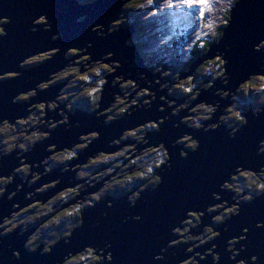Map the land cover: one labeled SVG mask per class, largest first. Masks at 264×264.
I'll return each instance as SVG.
<instances>
[{"label":"water","instance_id":"95a60500","mask_svg":"<svg viewBox=\"0 0 264 264\" xmlns=\"http://www.w3.org/2000/svg\"><path fill=\"white\" fill-rule=\"evenodd\" d=\"M130 1L95 0L81 4L76 0H0V19L8 20L5 25H0V76L21 73L0 81V124L23 117L29 105L42 101L46 91L38 93V98L30 102L18 103L16 99L36 89L39 83H48L52 79H46L48 76L70 65L69 56L65 59V55L78 50L82 53L87 51V47L97 63L101 56L112 54L107 60L119 63L121 70L107 78L111 81L120 74L118 79L103 87L99 109L84 119L85 122L89 121L90 129H94L93 134H99L85 154H117L114 137L149 126L152 121L162 122L165 116L168 117V121L158 124V130L145 134L143 141H147V144L141 146V149H146L163 145L167 152L166 163L157 171L159 182L154 189L144 190L134 205H131L133 198L127 199L126 196L108 197L99 204L95 203L94 207L81 213L80 226L72 228L67 239H60L49 247L51 253L43 252L41 245L36 250L26 249V243L37 227L5 234L0 237V264H63L91 253L97 264H214L215 258L208 257V249L192 254H188L191 246L174 249L188 213H208L217 196H221L223 205L235 203V197L222 192L225 183L231 182L229 177L236 172L264 171V152L261 150L264 143V105L256 112L248 110L243 113L245 120L235 132L218 122L225 108L232 105L231 97L237 94L236 90L241 84L256 76L264 77V47L258 49L264 42V0H237L230 9L229 21L222 29V36L189 68L190 72H194L204 62L220 58L223 77L228 83L222 87L225 79L217 80L212 86H216L214 90L212 87L204 91L196 89L200 94L193 106L204 102L216 108L210 121L203 123V128L195 130L180 124L181 118L192 116L186 114L191 105L186 110L180 109L177 116L169 115L183 101L165 108L166 104L158 101L160 96L167 97L169 101L177 100L168 98L167 90L156 92L163 84H153V78L161 80L159 75L151 76L141 65L143 61L137 47L127 43L124 45L127 39L133 37L134 28L126 27L112 33L111 23L121 18L122 7ZM40 16L50 21L49 29L43 28L46 24L36 23ZM97 26L102 27V31L96 29ZM98 30L104 36L97 37ZM54 49L59 51L45 63L26 70L19 67L24 59ZM132 77L136 85H140L136 91L143 88L155 93L154 101L149 103L151 107L147 110L134 107L136 111L130 108L129 113L110 124L105 123L104 115L95 117L96 113L108 109L116 94H120L117 85ZM147 82L153 87H146ZM217 90L230 94L224 100L212 95ZM136 91L127 98L130 100ZM214 100L220 105L216 106ZM159 107L164 108L163 112L156 111ZM210 124L217 125L216 129L205 131V126ZM77 130L78 124L74 123L70 127L69 137L60 135L57 141L69 145L77 136ZM189 135L197 140L195 150H184L186 148L177 144V139ZM40 154L39 145H36L25 155V158H31L16 157V151L0 158V179L13 176L0 198V226L16 214L12 210H17L11 206L18 204L22 209L31 203L44 202V197L28 200L26 196L39 188L45 178L35 188L22 183L24 189L8 198V194L14 191L11 185L15 186L16 180L20 182L14 175L15 169L21 165L19 160H26L22 165L27 163L38 167V161L43 156L36 159L33 156ZM65 180L61 181L60 191L74 186V183ZM59 188L45 194V200L56 195ZM253 199L240 204V215H230L221 226H211V215L202 218V226L195 234L208 231L220 234L215 246L218 254L223 253V256L217 264H264V192ZM24 202L29 203L24 206ZM244 239L246 243L238 249L241 263H236L228 245Z\"/></svg>","mask_w":264,"mask_h":264},{"label":"rangeland","instance_id":"374dc122","mask_svg":"<svg viewBox=\"0 0 264 264\" xmlns=\"http://www.w3.org/2000/svg\"><path fill=\"white\" fill-rule=\"evenodd\" d=\"M76 1L80 2L81 4L86 3L85 2L86 0H76ZM147 1L148 0H145V2H143V3L141 2L140 3L141 6L139 7L140 10L141 9H145V14L143 16L144 18H148L150 16H153L155 12H161L162 10H166L167 11L170 8L168 6L169 0H152V2H147ZM88 2H90V1H87V3ZM173 2L177 3V7L176 8H178L180 6L179 0H176V1L173 0ZM210 3L212 5L211 11L206 12V14L203 17L201 16L200 11L198 9H195V8H191L190 9V8L186 7L187 9H185V11H184V8H181L178 11V13H177L178 16H176V17H174V14L176 12L173 13V14L168 12V15H172V16H168L167 15V18H168L167 19L168 23L166 25L167 27L165 28V32L163 33V35L159 37V40H161V41H169L170 40L172 43H174V47H176V51H175L176 52V56H177V54H179V52L181 50L184 49L185 46H187V45L191 46L192 45L191 41H193L194 37L204 36L203 40L208 39L209 41H212L214 39L215 35H216V29L219 28L220 25H224V24L227 23L225 21V15H226L225 13L228 10L230 11V9L234 6V4H233V0H210ZM153 7H157L158 9L155 12H153V9H152ZM122 8H124V6ZM176 8H170V9L172 11H174ZM184 12H188L187 13L188 15L186 16L188 19L183 21V19H182L183 15L182 14ZM37 19H39V18H37ZM204 19H206V20H204ZM43 20L45 21L43 23V25H45L47 23L46 26L43 27V28L48 29L49 28L48 25L50 24V21L48 22V20L45 19V16H43V17L41 16L40 19L36 23L42 24ZM121 20H124V18L121 17L117 22L115 21V22L111 23L110 27H111L112 33H113V31L117 32L119 29H124V30L127 29L126 27L121 26V22H120ZM179 20L182 21V22H180ZM77 21H79V19H77ZM7 22H8V20H6V18H3V19H1L0 24L4 25ZM184 22H186L188 24L186 29H185ZM144 23H148L149 24V21L145 20ZM96 29H103V28L100 27V26H97ZM96 29L94 28L93 30L95 31ZM148 29H151V24H149ZM160 30H163V28H160ZM183 30H187V31H186V33H184V36L183 35L181 36V38H182L181 39L179 34H181ZM188 30H191L190 31V35H192V37H190L188 35L189 34ZM1 34H2V30H0V35ZM97 35H98L97 37H102V36H104V33L103 34L99 33V30H98L97 31ZM136 35H137V33H136ZM131 39H132V37L127 39V41L124 43V45H126V43L131 45L130 44L132 42ZM147 43H148L147 44V49L146 50L144 49L143 50L144 52H146V53L153 52L154 53L155 50L158 49L159 52L162 53L161 50L159 49L158 45H157L158 42L155 43V44L153 43V45H152V44H149V43H151V41H150V39H148ZM262 47H264V42H262L260 44L258 49H262ZM136 50L138 51L139 57H144V53L141 52L140 48L137 47ZM58 51L59 50H55V49L54 50H50V52H52V54L49 53V51H48V53L51 54L49 57L47 55L48 54L47 51H45V52H42L40 54H37V55H40V56L36 55V57L32 56L30 58H26L19 64V67L24 69V70H26V69L30 68V66L39 65L38 64V62H40L39 60H41V61H43V63H45L48 59H51L53 57V55H55ZM172 51H174V50L172 49ZM45 53H47V54L43 58L41 55L44 56ZM111 55L112 54H107V55H104V57L109 59L110 57H112ZM69 57H71L72 60H71L70 65H69L70 69L68 70V72L69 73L70 72L71 73H73V72L75 73L76 72L75 68H74V67H76L75 61L79 60V63H81L80 60L84 59L85 57L81 56L82 58H77V56L73 57L72 54H70ZM33 58H35V60H36L35 62L30 61ZM159 58H160V56H156L155 60L158 61ZM184 60H185V57H183V59L181 61L182 64H184L183 63ZM83 63H84V65L82 67L85 68V69L88 68V70L91 71L89 63H87L85 61ZM141 65H142V63H141ZM174 66L175 67H179L180 65H179V63H176V64H174ZM211 66H213V65H211ZM118 67H121V65L116 62V68L117 69L114 70V72L112 73L113 75L116 74V73H119V70H121V68H118ZM143 67H144V65H143ZM212 68H210V69H212ZM145 70L147 72H150L151 76H154L155 74H157V71H158L157 68L154 67V65H153V68H151V70H148L146 68H145ZM20 74L21 73H9V74H7V75H5L3 77L0 76V81L11 79L13 77L19 76ZM213 76H215V75H213ZM119 77H120V74L118 76H116L114 78V80L118 79ZM158 78L161 79V80H158V79L155 80V78H153V84L156 85V86L160 85L162 82H163V84L160 85L158 87V89H156V92L162 91V90H165V91L167 90L166 91V96H168V98L177 100L176 102L169 101V100H166L167 97L164 98V96H160L158 101H161V102L163 101V103L166 104L165 108H170L172 106H175V105L179 104L178 100H180V99L188 98L185 95H183L184 93L182 91V86L184 85V83L183 82H180V83L174 82L176 84L172 83L171 79L173 77L170 75V73L168 71L162 70L161 71V76L159 75ZM225 78L226 77H223L220 80L223 81ZM114 80H111V81H110V79L107 80V82L104 84V86H106V84L108 82L111 83ZM128 81H130V80H127V81L125 80L124 82H121L120 84L117 85V90L120 93L121 97L118 94V97H119L120 100H119V102H117V103H115L113 105L120 104L124 100V98H126L127 100H124V101H127V104H130L132 107L135 106V105H138L137 106L138 109H141V107H144L145 110L149 109L151 107L150 104L147 107L139 105L138 103L133 105L132 102H131V98H130V100L127 98L128 96L133 94L134 91H136V89H138V87H140V85H136L135 86L136 89L133 90L132 88H130V86L126 85ZM204 81L207 82V83L204 84ZM225 81L226 80H224L221 83L222 87H224L225 85L228 84ZM208 83L210 84L209 81H206L203 78L202 79L199 78L198 80H195L194 85L192 86L193 90H195V91L194 92L192 91V93L197 94V96H198L200 94V91H197V90H199V89L200 90L203 89V91L204 90H208L210 87L213 86V84H212L210 87H208L207 86ZM153 84L150 85V82H147L145 86L147 87V86L150 85V87H153ZM250 85H252V86H250ZM120 86H125L124 87L125 89H123L124 92L122 90H120V88H122ZM205 86H207V88H204ZM255 86H256V88H255ZM127 88H128V90H127ZM179 88L181 90H179ZM215 88H216V86L212 87V90H214ZM262 88L264 89V77H261V76L253 77L250 81H247V82L241 84L238 87V89L236 90L237 94L235 93L233 98L231 97V100L229 99L230 101L233 102L232 105L230 107H228V108H225V114H222V116H219V118H218L219 121H218V119H217V121L219 123H221L222 125H225L228 129H232L233 130L232 132H235L236 129L240 125H242L244 120H245L244 117H243V113H245L248 110H252V112H256L258 110L257 103H258V100L261 102V98H262L261 89ZM103 90H104V88H102V91ZM212 90L210 92H212ZM45 91H47V90H45ZM45 91H43V92H45ZM60 92L63 93L65 91H62V89H61ZM174 93H176L177 95H174ZM228 93L229 92H223V91L217 90L216 92L212 93V95H218L221 98H223L224 100H226V96H227ZM154 94L155 93L150 92L149 90H146V89L142 88V89H139L138 91H136V93L134 95H132V97H135L137 95L139 97V99H142L144 102L151 103L155 99ZM116 96H117V94H116ZM147 96L150 97V99H146ZM33 97L37 98L38 97V93H35ZM196 97H194V99H196ZM192 98L193 97H190V99H188V101L190 102V100ZM213 102L216 103L215 100ZM218 104L220 105V103H216L215 105L218 106ZM111 105L112 104H110V106ZM190 105H189L188 102H187V104L184 103V105L181 104V105L176 107L175 111H173V114L171 113L172 110L168 114L172 115V116H177V114H179V112H180V109L181 110H186V108H188ZM212 105L213 104H211L209 106H206V107L210 108L208 110H212L213 109L212 110V113H213V111L215 110L216 107H212ZM32 106H34V105H32ZM32 106L31 105L28 106V108L26 110V114L28 112L30 113V111L32 109ZM123 106H124L123 110L122 109H118V108H114V107H112L110 109V112L108 110H106L103 113V115H105V113L108 111V116L105 118V123L107 124V123H113L114 121H118L119 120V118H118L119 115L117 117H116V115L118 114L117 112L120 111V110L124 111L127 108V110L130 111L131 107H129L126 104H124ZM201 107L202 106H198L197 105V106L193 107L192 109L188 110L191 113H193V112L197 113L194 118L192 116H189V117L186 118V119H188L187 124L189 125V128L192 129V130L203 128V126H204L203 123L209 122L210 119L212 118V115H210V111H208V110L205 113H198V110H200ZM133 109H134V111H136L135 108H133ZM163 110H164L163 107H159V108H157L156 111L157 112H163ZM216 110H218V108ZM206 113H209V115H206ZM99 116L100 115L97 114V116H95V117H99ZM111 119H116V120H111ZM182 120L183 119H181V121ZM166 121H168V117L167 116H165L163 121L160 122V123L162 124V123H164ZM197 121H199V123H200L199 126H197V124H199ZM146 127H143V128L137 129V130L139 132L141 130H145L146 131L145 133H152L153 132L150 129V127H148V129H146ZM216 127H217V125H212V124H210L208 126L206 125L205 126V131H207L209 129H216ZM158 128H159V126L157 127V130H158ZM127 134H129V132H127ZM125 135H126V133H125ZM125 135L121 134L120 136L114 137L115 138L114 140H115V146H116L117 154H115V153H107V154H109V156L110 155L113 156L114 157L113 159L115 160V159H118V157L121 156V155H119V153L122 152V150H124V149H131L132 150L131 151L132 154L131 155H127V158L125 157V159H126V162H125L126 164L125 165H119L120 162H118L117 166L119 167V169H117V171L115 170L116 171L115 174L117 172L119 174L120 171L125 170L131 164V162H133V161H135L137 159L139 160V158L143 154H147V155H143V157L145 158L147 163L151 164L154 161L160 162L162 160L165 162L166 150L163 147V145L159 146V147H156V148H159L160 150L156 151L155 147H153L154 149L146 148L148 150L147 152H145L143 154H140V155H136L138 148L140 146H143V145L147 144V141L144 142V143H143V141H140L139 144L126 142L127 144L123 145L125 142L122 141V140H127L128 141V136L124 137ZM97 139H98V137H97ZM129 141H133V140L129 139ZM141 144H143V145H141ZM177 144L181 145L182 147H184V148H186L188 150H195L196 147H197V140L195 139L194 136H192V135L190 136L189 135V136H187L185 138L177 139ZM89 146H87L86 150L89 148ZM77 147H79V146H77ZM191 148H194V149H191ZM86 150L84 151V153H86ZM261 150H262V152H264V143L262 145V149ZM102 153L103 152H99L98 154H102ZM1 157H3V156L1 155L0 158ZM16 157H20L21 158L20 155L16 156ZM90 157L91 156H89V158ZM109 159L112 161V158H108V160ZM20 161H22V160H19V163H20ZM24 162H26V161L23 160V163ZM42 164H43V162H42ZM17 168L15 169V172L17 171ZM46 175H48V174H43L42 173L41 175H39V178H33L32 179L33 183H32V185L29 188H35L36 184L39 183L41 181V179L44 176H46ZM57 176H58V178L54 179L53 181L46 182L45 184H43L42 187H48L49 189L46 188V189H44L42 191L40 190V188L36 189L34 193L27 194L26 199L30 200V198L35 193H40V194H44L45 195L49 191L51 192L53 190H56L55 188L56 187L59 188V185H61L62 179L63 180L67 179V181L69 183H74L75 182V179H74L75 176L73 174L72 175L63 174V176H61V175H57ZM10 177H13V176L10 175ZM112 177H114V174L110 178H112ZM5 178L6 177L0 179V187H1L0 188V198L5 193V189L2 186L3 183L1 182L2 179H5ZM110 178L107 180L108 184H107V186L104 187V190L103 189H99L97 192H92L91 194L84 195L83 198H82V196L85 193V191H87L90 187H94L95 186V182H94V180H92V178H90L91 182H93L90 185L88 179H81V178L80 179H76V181H77L76 185L80 188L81 193H79L74 198V201L79 203V204H84L85 205L84 212L88 210V206L89 205L94 204V206H95V203L99 204L100 203V201H98L99 197L101 195H102V197H104V194H106L107 191L109 193H111V194H116V193H119V192H123V194H124V193H126V192H128L130 190V189H125L122 186L123 183H121V181L118 182V181H115V179L114 180H110ZM229 179H231V180H229L231 182L230 183L229 182L225 183V185L223 186V191L226 192V194H229V195L235 197L236 202L235 203H230V204H225V205H223V202H221V203H216L215 202V204L213 205L211 211H208V214L211 215V217H212L211 226H221L222 222H224L225 219L229 218L230 215H236L237 216L240 213V211H239L240 204L249 202V201H251L253 199L252 198L253 196H259L260 194H262L264 192V171L236 172L235 174L231 175L229 177ZM140 184H144V183H140ZM156 185H153L151 188L154 189L153 187H155ZM135 187H137V189H135L134 192H131V194L127 195L128 199L129 198H133L132 203L139 197V195L142 193V191L146 190V189H144V187H142L144 189L143 190L140 186H138V181H136L134 183V187L133 188H135ZM66 189L67 188H65V190ZM244 190H246L245 193H244ZM46 196L47 195L44 196V200L46 199L45 198ZM218 198H220V197L217 196L216 199H218ZM51 199H53V198H51ZM51 199H50V201H51ZM62 200L63 199H59V200L58 199H54L50 203H51V205L57 207L60 204H62L63 202L67 201V199H65L63 201ZM96 201H98L99 203H97ZM28 203L29 202H27V203L24 202V206H26ZM33 204L34 203H31V204H29V206H31ZM29 206L23 207L22 209H20V212H22L23 209L28 208ZM94 206L92 205L90 208H92ZM218 206H221V209H220L221 211H219V212H218ZM15 207H19V205L15 204ZM53 210H55V209H53ZM48 213H49L48 212V207H43V208L37 210L36 212H34L32 214L23 213L22 214L23 216H21L19 214H16V215L13 214L14 218L12 220H9L7 222L1 223L0 228L3 229V230L0 231V237L4 236L5 234H8V233H10V232H12L14 230H18L20 227L22 228V230H24L27 227H28V229H31V227H29V225L33 221L40 220L41 217L47 215ZM70 214H72V213H70ZM188 215H190V216L184 222L183 228H182V230H181V232L179 234V237H178L177 242H176V244L174 246V249L191 246L188 254L199 252V251H201L200 249H203V250L208 249V256L213 255V258H215L214 264L217 263L220 260V255L218 254V252H215V249H217V247L215 245H212V242L217 238V236L219 237L220 234L217 231L199 232V233L195 234L200 229V227L202 226V223H203L202 218L205 217V214H203L202 212H198V213H188ZM35 218H37V219H35ZM51 218H53L54 222H57V223H53V222H48L47 221L46 223L42 224L44 226L41 225L40 228L35 226V227H37V229L30 236L29 240L27 241L26 249L36 250V248L41 245V246H43V248H42L43 252L51 253V251L49 250L50 246L55 245V243L58 240H60V239H62V240L67 239L68 235H70V230L72 228H77V227L80 226V223H78L75 226H73L74 222H73V220H69L70 217H69V215H67V210L63 211V209H62V210L58 211L57 213H55ZM51 218H49V219H51ZM244 240H241V241H244ZM238 242H240V241H238ZM210 245H212V246H210ZM228 246H229V249H230L234 259H236L238 257V255H239L238 247L237 246L234 247L233 244H229ZM14 255L18 257L17 253H14ZM95 263H96V260H95V258L93 256V254L91 253V254H88V255H85V256H82V257H78V258L66 261L63 264H95Z\"/></svg>","mask_w":264,"mask_h":264},{"label":"flooded vegetation","instance_id":"af4514ba","mask_svg":"<svg viewBox=\"0 0 264 264\" xmlns=\"http://www.w3.org/2000/svg\"><path fill=\"white\" fill-rule=\"evenodd\" d=\"M174 1H176V0H174ZM184 20H187V19L185 18ZM44 22L45 21L43 20L42 24ZM0 25H2V24H0ZM50 25H51V23L48 25L49 28H50ZM184 25H185V29H186L188 24H186L184 22ZM0 30H1V28H0ZM101 30L102 29H100V31ZM186 31L187 30H183L182 33L179 34L180 38L182 35L184 36V33H186ZM136 33H137L138 37L140 38L141 37L140 32L137 30ZM134 36H133V38H134ZM86 50L87 51H82L83 54L78 52L79 51L78 50V51H72V52L68 53L67 55H65V59H68V56H70V54H72L73 57L77 56V58H82L81 54L84 55L85 58L83 57L84 59L80 60L81 63H79V60L75 61V64H76V67H74L75 71H76L75 73L74 72L69 73L68 72V70L70 69L68 67L69 65H65V67L62 70H60L61 72L57 71V74H55L53 76L50 75L51 77L48 76L46 78V79L52 78L49 80L48 83L43 84V85L39 83L38 87H35L36 89L20 95L16 99L17 100L16 102H18V103L30 102L31 100H33V98H34L33 96L35 93H40V92L47 90L43 95L42 101H38L36 103H33L32 105H34V106L31 105L32 109H31L30 113L28 112L26 115H23V117L15 120L13 122L7 121L5 123L0 124V156L1 155L6 156V155L10 154L11 152L16 151L17 156L20 155V156L24 157V159L31 158L32 156H27L25 158V155L28 152H30L32 150V148L36 145H39L41 154L39 156L35 155L33 157L34 158L35 157L40 158L41 156H43V158H40V160L38 161L39 162L38 167L35 166L34 164H27V163L22 165L23 160L20 161L21 165H20V167L17 168V171L14 173V175H16V178H19L20 182H18V180H16V184H15L16 189H15L14 185H11L13 187L14 191H12L11 193L8 194V196H9L8 198H11L16 191L20 192L21 188L24 189V187H22V183L25 182L26 187H30L33 183L32 179L33 178H39V175H41L42 173L48 174V175L44 176L43 178H45V179L41 181L42 185L39 187L41 191L46 189V188L49 189L48 187H42L43 184H45L48 181H53L54 179L58 178L57 175L63 176V174H70V175L73 174L75 176V178L73 177L75 179V182H74V186L72 188H67L68 190L66 189V190H62V191H60V188H59V190L57 191V194L54 195L53 197H51L53 199L50 198L51 201L54 199H58V200L59 199H63V200L67 199L66 202H63L62 204H60L59 206L56 207V206L51 205L50 199L47 201L44 200V202L34 203L33 205L29 206L28 208L23 209L22 212H20L21 208L15 207V205L13 204L14 206H11V207L13 209L15 208L17 211H15V210H12V211H14L16 214L23 216L22 215L23 213L29 214L33 210H35V209L39 210L43 207H48L49 213L53 209H58V210L63 209V211L67 210V214L70 217L69 220H73V222H74L73 226H75L76 224L80 223V220H79V222H77L78 217L76 218V214H77L76 210H80V214H81L85 209L84 204H79V203L74 201V198L79 193H81L80 188L76 185L77 184L76 179H80V178L81 179H88L90 185H91V183H93V182H91L90 178H92V180H94V182H95L94 187H90L87 191H85V193L82 196V198H83L84 195L91 194L92 192H97L99 189L104 190V187L107 186V184H108L107 180L110 178V176L108 174V170L110 168V166L107 165L108 162H110L111 165H113V161L114 162H121L120 158H119V160H117V159L114 160L113 159L114 157L111 155H110L111 156L110 157L109 154H107V153H102V154L96 153V154L92 155L90 158H89V156L91 154L89 155V154L84 153L87 146H89L91 143H93L99 135L98 132L93 134L94 129H90L89 121L85 122L84 119H87V117L89 115H91L92 112L99 109L98 104H99V99H100V95L102 92V88L104 87V84L107 82V78L110 75H113L112 73L114 72L115 69H117L116 68V62L112 63L111 61L107 60L108 58L101 56L98 59L100 61H98V63H97V60L95 58L93 60V55L92 56L90 55V54H92V51L90 49H88V47L86 48ZM88 51H90L91 53H88ZM47 53H45L44 56L43 55H41V56L44 58ZM49 53L52 54V52H50V51H49ZM49 53L47 54L48 57L51 55ZM37 56H40V55H37ZM193 56H194V53L192 52V46H191V48L187 54V60H188V58L193 57ZM33 59H31L30 61L35 62L36 61L35 58H33ZM140 59H141V57H140ZM71 60H72V58L69 57V61H71ZM39 61H40V62H38L39 65L41 63H43V61H41V60H39ZM84 61L89 63L91 71H89L88 68L85 69L82 67L84 65V63H83ZM163 64L164 65H162V68L157 71V74L161 76L162 70L168 71L170 73V75L173 77L171 79L172 83H174V82L180 83V82H183L185 80H189L191 82L190 84H192V85H189L191 87L194 85L195 80H198L199 78L204 79L203 74L201 72H198L199 67L194 72H190L189 69L187 71H185V70H182V67L178 68V67L173 66L170 63H163ZM142 65H144L143 62H142ZM35 66H38V65L30 66V68L35 67ZM144 67H146V69H148V70H151V68H153V66L149 67L146 65H144ZM30 68H28V69H30ZM176 77H178V78L181 77V79L182 78H184V79L176 81ZM55 78H56V80H55ZM128 80H130V81H128L126 85L130 86V88L135 90L136 89L135 78L132 77V79H128ZM205 80L210 82L211 78H208ZM133 82H134V84H133ZM207 86H205L204 88H207ZM120 87H122V88H120V90H122V91H123V89H125L124 88L125 86H120ZM61 89H62V91H65V92L61 93L60 92ZM127 90H128V88H127ZM174 95H177V94L174 93ZM196 96H197V94L192 93V97H196ZM188 99H190V97H188L186 101H185V98H183V99L178 100V102L183 101V105H184V103L187 104V102H188L189 104H191L190 109H192L193 107H195V106H193L195 100H192V102L190 103L188 101ZM119 100L120 99H119L118 95L115 96L114 102L112 103L110 108H108L106 110H108L110 112V109L112 107L123 110L124 104L131 107V109L138 106V105L137 106L135 105L136 103H140L142 106H146V105L149 106L148 102H144L142 99H139V97L137 95L135 97H131V102L133 105H135L133 107L130 104H127V101H124V100H127L126 98H124V100L120 104L113 105V104L119 102ZM198 106L206 107L207 105H205L204 102H201ZM175 109L176 108H174L171 111L172 114H173V111H175ZM106 110L101 111L99 113H96L95 116H97V114H99L100 116H103V113ZM122 110L117 112L118 114L116 115V117L119 115L118 118H121L125 113H129L131 111V110L128 111L127 108L124 111H122ZM108 111L105 113V115L103 117L106 118L108 116ZM186 114H191L192 117H195L194 113H190L189 111H187ZM222 114H225V112ZM206 115H209V113H206ZM186 118L187 117L181 118V119H183L181 121V123L183 125H185V128L189 129V125L187 124L188 119H186ZM111 120H116V119H111ZM74 123L78 124L79 130H77V136H75L71 140L69 145H64L63 143L60 144L59 143L60 141H57L58 137L60 135H63V137H69L68 135H69V133H71L70 127L73 126ZM159 123H160L159 120L157 122L152 121L150 126H147L146 129H148V127H150V129L152 131H156ZM107 124H110V123H107ZM4 126H8L9 128L5 129ZM81 129H85V130L80 132ZM138 129H139V127H138ZM134 131H137V128L130 131L129 134L134 132ZM145 132H146L145 130H141L140 132L137 131L136 135H128L127 133L125 135V133H124V135H125L124 137L128 136V141L122 140L125 142L123 145L127 144L126 142L139 144L140 141H143V138L146 134ZM53 133H55V137H53ZM183 138H185V137H183ZM129 139H131L133 141H129ZM144 142H146V141H143V143ZM76 144L79 147H76L75 146ZM141 145H143V144H141ZM182 148L184 149V147H182ZM114 149H116V148H114ZM151 149H154V148L151 147ZM191 149H194V148H191ZM155 150L157 151L160 149L156 148ZM184 150H187V149H184ZM147 151L148 150L145 148L141 149V146H140L137 150L136 155L143 154ZM143 155H147V154H143ZM183 156H185V154H183ZM165 157H166V160H165V162H166L167 161V152L165 153ZM108 158H112L113 161H111V160L108 161ZM76 161H77V163H76ZM41 162H43V164ZM165 162H162L160 167ZM124 164H126V163L124 162ZM158 169H157V171H158ZM32 170H34V171H32ZM37 170H40V172ZM155 176H157V172H156ZM157 178H158V176H157ZM110 180H113V177L110 178ZM158 180H159V178H158ZM1 182L3 183L2 186L5 189L7 187V185L12 182V177L2 179ZM140 183H144V184H140ZM153 185H155V184L149 182L146 179L138 181V186H140V187L142 186V187H144V189H149ZM36 186H37V184H36ZM155 187H153V188H155ZM39 188H37V189H39ZM55 189L57 190V187ZM135 189H137V187L134 189H130L128 192H126L124 194L119 192L116 195L111 194L107 191V193L104 194V197H102V195L99 197L98 201H103L104 199H107L108 197L119 198L122 196H127V195L131 194V192H134ZM35 190L32 193H34ZM75 190L77 192H75ZM27 194H30V193L28 192ZM44 196H45L44 194L35 193L30 198V200L40 199V198H43ZM254 197H257V196H253L252 198H254ZM219 199L220 198H218V200ZM218 200L216 199L215 202H217ZM98 201H96V202L99 203ZM92 205L94 206V204H92ZM92 205H89L88 209ZM220 209H221V206H218V212L221 211ZM70 213H72V214H70ZM13 216L10 219H6L5 222L12 220L14 218ZM19 229L21 232L23 231L21 227ZM1 230H3V229L0 228V231ZM240 242H236L237 243L236 246L241 249ZM200 250L203 251V249H200ZM208 257L213 258V255H210Z\"/></svg>","mask_w":264,"mask_h":264},{"label":"trees","instance_id":"16d2710c","mask_svg":"<svg viewBox=\"0 0 264 264\" xmlns=\"http://www.w3.org/2000/svg\"><path fill=\"white\" fill-rule=\"evenodd\" d=\"M87 1L93 2L95 0H86L85 2H87ZM236 1L237 0H233V4H235ZM141 2L143 3V2H145V0H132V1H130L124 5V8H123V11L121 14V17H123L124 20L121 21V26L134 28V30H135L134 35L135 36L133 35L134 38L131 39L132 40V42L130 43L131 46H133V47L135 46V47L140 48L141 52L144 53V57H141V60L143 61L144 65L149 66V67L154 65V67H156L157 70L162 68V65H164L163 63L169 62L173 66H174V64L179 63L180 66L178 68L182 67V70L187 71L191 67L192 63L195 62L197 59H199L210 48L211 44H213L215 41L219 40V38L222 36V29L227 25V23L229 21L230 11L228 10L225 13L226 14L225 15V21L227 23L225 22L226 24L220 25V27L216 29V35L212 41H209L208 39L203 40L204 36H199V38L195 39V41L193 42V45L195 44L194 46H192V52L194 53L193 57H190L187 60V56H186L185 60L183 62L184 64H182V62H181L182 61L181 57H178L177 62H172V60H171L172 58L169 54H162L159 52L158 49H156L154 53L153 52L146 53L143 51L145 49V47H147V44H148L147 43L148 42L147 36H148L149 24L141 21L142 18L140 17L139 12H138L139 7L141 6L140 5ZM147 2H152V0H148ZM204 20H206V19H204ZM137 30L140 32V35H141L140 38L138 37V35L135 34ZM158 36H160V35H158ZM165 44L166 43H164L162 45V47H165ZM189 48H191V46ZM156 56H160L158 61L155 60ZM211 65H213V66H211ZM210 68H212V69H210ZM198 72H201L203 74L204 79L211 78L210 84H208V86L210 87L215 81L223 78V73H224L223 62L221 61L220 58H216V59L211 60V61H206L199 66ZM211 73L215 76H213ZM177 80H181V77H179V78L176 77V81ZM183 83H184V85L182 86V91L184 93L183 95H185L186 97H192L191 92L193 89H192V86L191 87L189 86V85H192V84H190L191 82L189 80H185V81H183ZM133 84H134V82H133ZM250 86H252V85H250ZM255 88H256V86H255ZM189 89H190V91H189ZM179 90H181V89L179 88ZM261 96H262L261 102L258 100V103H257L258 110L260 107H262L264 105V89L263 88L261 89ZM192 100H195L194 97L190 100V103L192 102ZM99 101H100V99H99ZM202 107L200 108V110H198V113H205L208 109H210V108H206V107L202 108ZM208 111H210V115H212V110H208ZM193 113H194V115L197 114L195 112H193ZM197 122L199 123V121H197ZM199 125H200V123L197 124V126H199ZM137 131H134L128 135H136ZM131 151H132L131 149H124V150H122V152L119 153V155H121L117 159V160H119V158H120V160H121L119 165H125L124 164V162H126L125 157L127 158V155H131L132 154ZM112 161H113V159H112ZM162 162H164V161L163 160L160 162L154 161L151 164L147 163L145 158L142 155L139 158V160L137 159V160L131 162V164L125 170L120 171L119 174H118V172L115 174V169L116 170L119 169V167L117 166L118 162L113 161V165H111V163L108 162L107 165L110 166V168L108 170V174L110 177L114 174L113 180L115 179V181H118V182L121 181V183H123L122 186L125 189H127V188L128 189H134L133 187H134V183L136 181L145 180V179L156 185L159 182V180H158L157 176H155V175H156L157 169L160 167ZM75 192H77V191L75 190ZM245 192H246V190H244V193ZM36 211H37V209L33 210L29 214H32ZM58 211H60V209L59 210L58 209L52 210L47 215L41 217L40 220H35V219H37V218H35L34 219L35 221H33L29 225V227L37 226L40 228V226L42 224L46 223L47 221L57 223V222H54L53 218H51V217L55 213H57ZM76 211H77L76 212L77 213L76 218L78 217L77 222H79V220L81 218L80 210H76ZM49 218H51V219H49ZM42 226H44V225H42ZM27 229H28V227L25 228L22 232L26 231ZM84 251H86V250H84ZM77 255H79V254H77Z\"/></svg>","mask_w":264,"mask_h":264},{"label":"snow or ice","instance_id":"6c2138e0","mask_svg":"<svg viewBox=\"0 0 264 264\" xmlns=\"http://www.w3.org/2000/svg\"><path fill=\"white\" fill-rule=\"evenodd\" d=\"M179 4L190 9H198L202 17L206 14V12L211 11L212 7L210 0H179ZM168 6L170 8H176L177 3L173 2V0H169Z\"/></svg>","mask_w":264,"mask_h":264},{"label":"built area","instance_id":"2783aa9c","mask_svg":"<svg viewBox=\"0 0 264 264\" xmlns=\"http://www.w3.org/2000/svg\"><path fill=\"white\" fill-rule=\"evenodd\" d=\"M170 9V8H169ZM163 11H165V10H162L161 12H163ZM156 13V12H155ZM148 21V20H147ZM168 20H164V25H165V27H167L166 25H167V22ZM157 29L158 28H156L154 25H152L151 24V29H148V36L147 37H149L148 39H150V41H151V43H149V44H152L153 45V43L155 44V43H157L158 42V46L159 45H163L166 41H161V40H159V37H154V34L157 32ZM168 48V51H167V53L166 54H169L170 56H171V58H173V57H175L176 56V47H174V46H169V47H167ZM172 49L174 50V51H172ZM177 56H178V54H177ZM176 56V57H177Z\"/></svg>","mask_w":264,"mask_h":264},{"label":"clouds","instance_id":"9594fccd","mask_svg":"<svg viewBox=\"0 0 264 264\" xmlns=\"http://www.w3.org/2000/svg\"><path fill=\"white\" fill-rule=\"evenodd\" d=\"M87 3V2H86ZM86 3H83V4H86ZM88 3H90V2H88ZM185 7V6H184ZM153 9V12H155L158 8L157 7H153L152 8ZM185 9H187L186 7H185ZM138 12H139V15H140V17L142 18V20L141 21H145V20H148L149 21V24H150V22H152V25H154L156 28H159V26H161V27H163V26H165L164 25V20H159V16H160V14H161V12H156V13H154V15L153 16H150V17H148V18H144L143 16H144V14H145V9H139L138 10ZM148 15V14H147ZM186 23V22H185ZM187 24V23H186ZM158 26V27H157ZM188 26V25H187ZM157 32H158V29H157ZM134 35V34H133ZM133 38V37H132ZM149 38V37H148ZM199 37H194V39H198ZM147 49V47H145V50ZM225 193V192H224Z\"/></svg>","mask_w":264,"mask_h":264},{"label":"bare ground","instance_id":"6f19581e","mask_svg":"<svg viewBox=\"0 0 264 264\" xmlns=\"http://www.w3.org/2000/svg\"><path fill=\"white\" fill-rule=\"evenodd\" d=\"M41 17V16H40ZM43 17V16H42ZM1 19H3V18H1ZM1 19H0V21H1ZM5 21V20H4ZM47 24V23H46ZM56 50V49H55ZM39 54V53H38ZM112 56V55H111ZM226 80V79H225ZM180 124H182V123H180ZM183 125V124H182ZM222 192H224V191H222ZM226 193V192H225ZM142 194V193H141ZM140 194V195H141ZM127 197V199H128V196H126ZM139 198V197H138ZM137 198V199H138ZM135 200L131 205H134V204H136L137 203V201L138 200ZM218 200V199H217ZM222 202V199H221V196H220V199L216 202V203H221ZM214 204H215V202H214ZM213 204V205H214ZM240 209H241V206H240V208H239V211H240ZM196 213H198V212H196ZM203 214H205V217H210L209 216V214L208 213H205V212H202ZM238 215H240V213L238 214ZM237 215V216H238ZM188 217L190 216V215H187ZM186 219H188V218H186ZM3 223V222H2ZM217 240H218V238L215 240V241H213L212 242V244L213 245H217ZM244 243H246V239L244 240V241H241L240 242V247H241V244H244ZM233 245H234V247L236 246V242L235 243H232ZM238 249H240L239 247H238ZM215 252H218V249H215ZM223 256V253L222 254H220V258ZM235 261H236V263H239L240 262V257H239V255H238V257L235 259ZM215 264H217V263H215Z\"/></svg>","mask_w":264,"mask_h":264}]
</instances>
